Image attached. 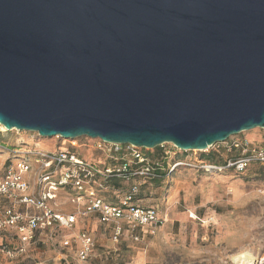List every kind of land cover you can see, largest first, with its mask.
<instances>
[{
	"label": "water",
	"instance_id": "water-1",
	"mask_svg": "<svg viewBox=\"0 0 264 264\" xmlns=\"http://www.w3.org/2000/svg\"><path fill=\"white\" fill-rule=\"evenodd\" d=\"M0 126L183 152L264 131V0H0Z\"/></svg>",
	"mask_w": 264,
	"mask_h": 264
},
{
	"label": "rangeland",
	"instance_id": "rangeland-1",
	"mask_svg": "<svg viewBox=\"0 0 264 264\" xmlns=\"http://www.w3.org/2000/svg\"><path fill=\"white\" fill-rule=\"evenodd\" d=\"M263 136V130L254 129L234 138L255 142L261 141ZM71 142L40 138L30 132H7L0 126V168L9 159L13 162L22 159L21 155L13 154L14 151H55L70 148ZM76 142L77 152L82 157L98 160L99 156L87 148L92 144L88 138ZM207 152H178L176 158L184 156L195 160ZM131 186L139 190L137 205L156 207L166 217L167 222L155 234L135 241L125 233L119 243H115L112 225L100 223L94 214H79L74 232L78 235L88 231L96 243L90 259L82 262L77 260L74 250H63L57 240L54 243L49 239L55 228L40 230L36 233V242L24 244L16 229L0 227V264H238L232 257L242 252L252 253L255 261L264 256V167L214 174L180 167L162 182L138 178L122 183L121 189L108 186L98 194L107 197L112 193L122 198ZM2 201L0 206L7 207L8 203ZM47 204L53 214L75 211L71 191L60 189L57 197ZM2 210L0 208V220L4 217ZM20 212L43 217V212L36 209ZM64 235L66 232L60 231L58 238Z\"/></svg>",
	"mask_w": 264,
	"mask_h": 264
},
{
	"label": "built area",
	"instance_id": "built-area-1",
	"mask_svg": "<svg viewBox=\"0 0 264 264\" xmlns=\"http://www.w3.org/2000/svg\"><path fill=\"white\" fill-rule=\"evenodd\" d=\"M89 140L92 144L87 148L99 156L98 160L82 157L77 152L75 140L70 148L20 153L22 159L0 168V199L9 204L3 211L0 227L16 229L24 244L36 242V233L40 230L55 228L57 230L50 234L49 239L54 243L57 240L63 250H74L77 260L82 262L88 261L93 254L95 240L88 231L78 235L74 232L79 214H94L100 223L112 225V240L115 243H119L125 235L126 225L130 227L135 241L160 230L167 222L166 217L157 208H142L136 204L137 186H133L118 205L106 202L98 194L108 187V181L113 178L126 181L136 177L160 178L156 172L159 162L155 163L153 156L149 155L154 150L107 143L100 139ZM260 143L230 138L211 147L227 154L238 152L239 155L229 158L223 167L200 160H196L194 165L186 161L173 162L177 152L183 151L173 145L167 148L166 145L170 144L158 148L163 150L162 159L169 170L168 174L177 168L189 166L207 173L229 169L244 172L252 164L264 166V136ZM60 189L71 191L75 206L73 214H53L49 209L48 201L54 200ZM26 209L40 210L43 217L23 215L20 210ZM60 231L66 232V235L58 238ZM254 264H264V256Z\"/></svg>",
	"mask_w": 264,
	"mask_h": 264
},
{
	"label": "trees",
	"instance_id": "trees-1",
	"mask_svg": "<svg viewBox=\"0 0 264 264\" xmlns=\"http://www.w3.org/2000/svg\"><path fill=\"white\" fill-rule=\"evenodd\" d=\"M256 143L258 144H261L260 142L261 141H255ZM159 149L157 152H153V154H149L150 156H153V161H155V163L159 162V167L157 169V174L160 176V178H155V179H151V178H145V177H136L135 179H138V178H144V179H147L149 181H151L152 183H158V182H162L163 179L165 177H167L168 175V172L169 170L167 169V167L165 166V161L162 159V152L163 150L161 148H157ZM182 153H186V152H182ZM208 154L206 155H203L200 159H195V160H187L185 159L184 156H181V157H178L176 158V156H179V153L177 152V154L174 156L173 158V162L175 161H186L192 165H194L196 163V160H200V161H203L205 163H208V164H211V165H215V166H219V167H223L226 165V162L229 158H232V157H236L238 156V152L235 151L233 153H230V154H227L225 151L223 150H220V151H217V150H209L207 152ZM13 154H18L20 155V153L17 151H14ZM22 156V155H21ZM184 158V160H182L181 158ZM15 159V158H14ZM11 163H13V160L9 159L3 166V168H5L6 166H9ZM253 166H262L260 164H252L250 165L245 171L249 170L250 168H252ZM190 168H195L193 166H189ZM264 167V166H262ZM199 172H203V173H207L203 170H200L198 169ZM228 171H235L234 169H229V170H225V172H228ZM244 171V172H245ZM224 172V171H223ZM237 172V171H236ZM216 173H222V172H216ZM214 174V173H213ZM134 179L128 181V182H133ZM124 182H127L126 180H123V179H117V178H113V179H110L108 181V186H114V187H117L118 189H121V186H122V183ZM132 187V186H131ZM130 190H126L124 191L125 194H127ZM124 194V195H125ZM124 197V196H123ZM122 197V198H123ZM135 201H138L139 200V192L137 193V195L135 196ZM122 198H119L115 195H113L112 193H109L107 197H104L105 201L108 202V203H111V204H114V205H118L121 203V200ZM3 200V199H2ZM2 202H4V204L8 203L6 202L5 200H3ZM9 205V204H8ZM3 207V206H1ZM142 208H156V207H153V206H150V207H143L141 206ZM4 208V207H3ZM5 209V208H4ZM4 209L2 211H4ZM125 230V233H128L131 235V230H130V227L128 225L125 226L124 228ZM113 230V229H112ZM132 237V236H131ZM96 248V243H95V247ZM94 251V250H93Z\"/></svg>",
	"mask_w": 264,
	"mask_h": 264
},
{
	"label": "bare ground",
	"instance_id": "bare-ground-1",
	"mask_svg": "<svg viewBox=\"0 0 264 264\" xmlns=\"http://www.w3.org/2000/svg\"><path fill=\"white\" fill-rule=\"evenodd\" d=\"M2 128L3 130L5 129L4 127ZM255 260L256 258L250 252H242L232 257V261L238 264H253L256 262Z\"/></svg>",
	"mask_w": 264,
	"mask_h": 264
},
{
	"label": "crops",
	"instance_id": "crops-1",
	"mask_svg": "<svg viewBox=\"0 0 264 264\" xmlns=\"http://www.w3.org/2000/svg\"><path fill=\"white\" fill-rule=\"evenodd\" d=\"M0 201H2V199H0ZM0 208H1V210L3 209V207H1V206H0Z\"/></svg>",
	"mask_w": 264,
	"mask_h": 264
}]
</instances>
